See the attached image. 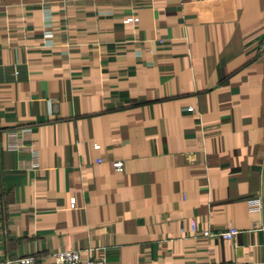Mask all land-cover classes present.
Listing matches in <instances>:
<instances>
[{
  "label": "crops",
  "instance_id": "obj_1",
  "mask_svg": "<svg viewBox=\"0 0 264 264\" xmlns=\"http://www.w3.org/2000/svg\"><path fill=\"white\" fill-rule=\"evenodd\" d=\"M263 37L264 0H0V258L264 264Z\"/></svg>",
  "mask_w": 264,
  "mask_h": 264
},
{
  "label": "built area",
  "instance_id": "obj_2",
  "mask_svg": "<svg viewBox=\"0 0 264 264\" xmlns=\"http://www.w3.org/2000/svg\"><path fill=\"white\" fill-rule=\"evenodd\" d=\"M259 51H264V37L259 42ZM23 131L12 132L10 134L9 146L12 150L16 152H21L25 150V144L23 143L24 134ZM93 147L97 148L98 145L94 144ZM113 166L115 169H119L121 166L120 162H113ZM253 207H258L259 202L252 203ZM191 230L194 231V226L191 224ZM238 230L229 226L226 229L213 232V231H205L204 235L208 236H217L221 238H232L236 236ZM0 264H37L35 258L31 255H21L15 257H4L0 258ZM52 264H106V261L103 257H87L85 259H81L78 250L75 249H61L55 251L53 253V261ZM201 264V263H196ZM222 264V263H221Z\"/></svg>",
  "mask_w": 264,
  "mask_h": 264
}]
</instances>
